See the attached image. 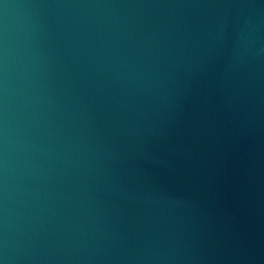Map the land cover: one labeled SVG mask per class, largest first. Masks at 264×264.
I'll return each instance as SVG.
<instances>
[{
    "label": "water",
    "instance_id": "obj_1",
    "mask_svg": "<svg viewBox=\"0 0 264 264\" xmlns=\"http://www.w3.org/2000/svg\"><path fill=\"white\" fill-rule=\"evenodd\" d=\"M0 258L264 264V0H0Z\"/></svg>",
    "mask_w": 264,
    "mask_h": 264
},
{
    "label": "clouds",
    "instance_id": "obj_2",
    "mask_svg": "<svg viewBox=\"0 0 264 264\" xmlns=\"http://www.w3.org/2000/svg\"><path fill=\"white\" fill-rule=\"evenodd\" d=\"M0 264H7L6 259L0 258Z\"/></svg>",
    "mask_w": 264,
    "mask_h": 264
}]
</instances>
